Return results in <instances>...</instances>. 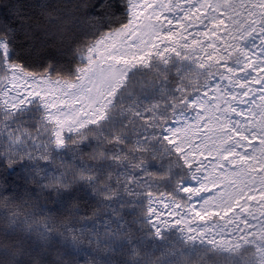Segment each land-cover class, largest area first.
I'll return each instance as SVG.
<instances>
[{"label": "snow or ice", "instance_id": "obj_1", "mask_svg": "<svg viewBox=\"0 0 264 264\" xmlns=\"http://www.w3.org/2000/svg\"><path fill=\"white\" fill-rule=\"evenodd\" d=\"M0 264H264V0H0Z\"/></svg>", "mask_w": 264, "mask_h": 264}, {"label": "trees", "instance_id": "obj_2", "mask_svg": "<svg viewBox=\"0 0 264 264\" xmlns=\"http://www.w3.org/2000/svg\"><path fill=\"white\" fill-rule=\"evenodd\" d=\"M31 3H36L37 0H30ZM40 2H46L50 4L57 3V0H40ZM35 11V9H34ZM40 41L37 40V46L39 47ZM59 48L58 44H54L51 40L48 42V46L40 48V57H52L57 53V49Z\"/></svg>", "mask_w": 264, "mask_h": 264}]
</instances>
